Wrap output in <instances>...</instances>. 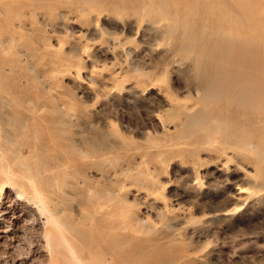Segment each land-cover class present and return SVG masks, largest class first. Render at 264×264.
<instances>
[{"label":"rangeland","instance_id":"374dc122","mask_svg":"<svg viewBox=\"0 0 264 264\" xmlns=\"http://www.w3.org/2000/svg\"><path fill=\"white\" fill-rule=\"evenodd\" d=\"M97 261L264 264V0H0V264Z\"/></svg>","mask_w":264,"mask_h":264},{"label":"bare ground","instance_id":"6f19581e","mask_svg":"<svg viewBox=\"0 0 264 264\" xmlns=\"http://www.w3.org/2000/svg\"><path fill=\"white\" fill-rule=\"evenodd\" d=\"M34 187V186H33ZM37 193V192H36ZM38 199V198H37ZM36 199V200H37ZM39 203V202H38ZM41 204V203H40ZM38 206H39V204H38ZM39 209H40V211H41V213L43 214V216L44 217H46V219H47V221H49V219H50V213H48V211H47V208L45 207V206H42V205H40V207H39ZM52 219V218H51ZM47 225V224H46ZM49 228V227H48ZM67 247V246H66ZM72 255V254H71ZM96 258V257H95ZM94 259V258H93ZM100 261H101V259H100ZM99 261V262H100ZM92 262V261H91ZM80 263V262H79ZM90 263V262H89ZM89 263H87V264H89ZM85 264V263H84ZM95 264H98V261H97V263H95ZM101 264V263H100Z\"/></svg>","mask_w":264,"mask_h":264}]
</instances>
